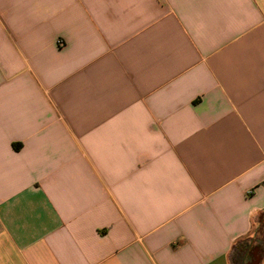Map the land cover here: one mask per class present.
Here are the masks:
<instances>
[{"label":"crops","instance_id":"1","mask_svg":"<svg viewBox=\"0 0 264 264\" xmlns=\"http://www.w3.org/2000/svg\"><path fill=\"white\" fill-rule=\"evenodd\" d=\"M246 240L264 264V0H0V264Z\"/></svg>","mask_w":264,"mask_h":264},{"label":"trees","instance_id":"2","mask_svg":"<svg viewBox=\"0 0 264 264\" xmlns=\"http://www.w3.org/2000/svg\"><path fill=\"white\" fill-rule=\"evenodd\" d=\"M262 222L263 221L259 222V227H261ZM235 249L237 250L239 256H245L246 262L242 264H258L259 259L261 258L263 253V247L258 244L251 246L248 244V240H246L243 244H237L235 246Z\"/></svg>","mask_w":264,"mask_h":264},{"label":"rangeland","instance_id":"3","mask_svg":"<svg viewBox=\"0 0 264 264\" xmlns=\"http://www.w3.org/2000/svg\"><path fill=\"white\" fill-rule=\"evenodd\" d=\"M252 252H253V251H252ZM240 257H241V255H240ZM239 261H240V260H238V262H237L238 264H239Z\"/></svg>","mask_w":264,"mask_h":264},{"label":"built area","instance_id":"4","mask_svg":"<svg viewBox=\"0 0 264 264\" xmlns=\"http://www.w3.org/2000/svg\"><path fill=\"white\" fill-rule=\"evenodd\" d=\"M61 43V42H60Z\"/></svg>","mask_w":264,"mask_h":264}]
</instances>
